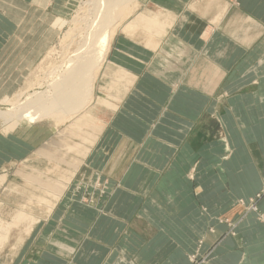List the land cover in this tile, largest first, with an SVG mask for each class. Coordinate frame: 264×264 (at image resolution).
I'll list each match as a JSON object with an SVG mask.
<instances>
[{"label": "rangeland", "instance_id": "rangeland-1", "mask_svg": "<svg viewBox=\"0 0 264 264\" xmlns=\"http://www.w3.org/2000/svg\"><path fill=\"white\" fill-rule=\"evenodd\" d=\"M211 1L190 5L217 15L230 0ZM145 2L137 1V10L143 11ZM83 4L0 0V111L12 113L26 95L43 91L49 72L71 56L76 40L73 47L66 33L79 39ZM182 6L176 4V10ZM245 19L238 16L230 30H249L254 45H264L259 26ZM105 67L95 82L94 102L75 117L89 115L82 128L68 117L13 128L0 120V221L11 223L22 206L39 217L28 233L26 223L8 230L0 264H264V131L232 130L238 125L229 115L210 112L192 132L155 130L157 116L147 108L120 116L123 102H113L118 112L96 104L105 99ZM205 70L208 77L216 75L212 67ZM255 70L249 68L250 75ZM236 119L246 123L244 116ZM259 119L264 122L263 115ZM64 142L82 164L48 215L29 201L40 194L34 188H46L55 164L69 163L60 153Z\"/></svg>", "mask_w": 264, "mask_h": 264}, {"label": "crops", "instance_id": "crops-1", "mask_svg": "<svg viewBox=\"0 0 264 264\" xmlns=\"http://www.w3.org/2000/svg\"><path fill=\"white\" fill-rule=\"evenodd\" d=\"M235 2L237 7L233 0L227 3L226 15H206L208 7L197 11L191 0H146L144 9L149 4L158 9L150 11L157 15H146L152 21L150 31L142 26L131 33L119 30L106 59L128 78L120 116L147 108L157 116L155 130L192 132L210 112L229 115L238 125L232 130L264 131L259 119L264 117V45H254L257 39L250 38L249 30L240 34L230 27L238 16L246 17L245 22L259 26L264 35V0ZM176 4L183 5L181 12ZM206 67L216 69V75L208 77ZM249 68L256 69V75H250ZM0 178L1 185L4 176Z\"/></svg>", "mask_w": 264, "mask_h": 264}, {"label": "bare ground", "instance_id": "bare-ground-1", "mask_svg": "<svg viewBox=\"0 0 264 264\" xmlns=\"http://www.w3.org/2000/svg\"><path fill=\"white\" fill-rule=\"evenodd\" d=\"M74 1L76 3L79 0H74ZM83 1H84L83 8L85 9L86 19H80L82 21L85 20V22L83 21L84 27H82L80 23L77 22L79 24V26L78 24L77 26L81 28L78 36L79 39L74 38L75 36L72 35L73 34L72 31L68 30L70 34L66 33V36L69 38L68 40H70L69 44L72 45L74 43V40H76L75 42L77 45L76 48L75 49L73 48L74 47L73 44L72 48L74 49V51L70 53L67 50H70L71 48L69 49L68 45L66 46V48L68 49H66L67 53L65 56H70V55L71 56L68 59L64 56H60L62 58L64 57L66 60H64L63 58L61 59L63 61L60 60L62 62V63L60 62L61 63L60 65L59 62H57L59 66L56 67L53 66L54 67L53 70L49 72L48 74L49 76L45 78V79L48 78V80L43 83L45 84L42 86L44 87L43 91H34L33 93L26 95V97L23 98L22 102L18 100L21 103H18L16 108L14 107L12 108L13 110L12 113L10 111H0V120L6 122L7 124L11 123L9 128H13L14 126L16 127V125L19 123H26V125H31L32 122L45 118L48 119L54 118L58 122L61 121L63 117L73 118L72 122L74 124L80 125L82 128L83 125L90 120L89 115L86 114L80 118H75V117L77 114H82L83 112H86L87 108L94 102L93 94L95 91V82L96 79L98 78V73L100 72L101 67L104 65L106 67L104 68L101 77L104 80H107L108 85L105 89L106 90L104 94L105 99H98L96 104L100 105L99 107L103 106L108 108L109 109L108 111H113V112L118 111L119 104L115 105L113 102L120 103L122 101L126 91L128 90L127 88L128 78L125 75L126 73H123L114 66L107 64L106 59L109 52L110 44L119 30H122L123 32L131 33L134 32L135 29L142 26V30L144 29L147 32H149L152 26V21L151 18L147 17L146 15H157V14H151L150 12L151 10H149L148 8L143 9V11L137 10L138 7L136 6V2L137 1L145 2L146 0H83ZM211 2L215 4L217 0H212ZM228 7H229L228 4L227 6H224L220 11H218V15H226V13L229 10ZM81 8L82 7L80 8L78 7V9L80 10ZM80 10L78 11V14H83V13H79L81 12ZM126 13H131V15L126 16L125 15ZM86 15H88V17ZM80 16L78 17V15L75 12L76 18H81ZM124 16H126V18L123 19ZM133 16H135V19L131 21V18H133ZM75 17L73 18L74 20ZM76 21L78 20L76 19ZM60 22L61 21H59V23ZM74 22L72 24H74ZM218 22L219 20H215L214 24H217ZM81 24L83 23L81 22ZM74 25L71 30L75 28L77 29L76 26L74 28ZM162 29H165V26H163ZM76 32L77 34H75V32L74 34L78 35V31ZM63 37H65V35H63ZM64 40L65 38L63 39V43L68 42ZM60 49H61L60 52L63 51L65 49V46L63 50L62 48ZM66 51L64 50V53ZM53 52L54 51H52V53ZM68 53H70V55H67ZM59 55L56 56L59 57ZM52 57L54 58V56ZM57 60L59 61V59ZM47 61H45V63ZM49 66L48 67L46 66L47 70ZM42 68L44 69V67ZM50 69H52V67H50ZM42 75H40V77ZM45 76H47V74L45 75L44 73L43 77ZM40 77H38V79H40ZM42 82L43 81H40L41 84ZM42 87H38V89ZM28 91L30 90L28 89ZM110 99L111 102L109 101ZM12 116H14L15 118ZM97 135L98 138L95 141L96 144L101 135V131H98ZM62 139L63 138H61L60 140L61 143H62ZM63 140L65 141V139ZM64 145L65 142L61 146L60 153L62 158L69 161V163H65L64 165V162H62L60 167L59 164H55L54 168L48 171V173L53 176L52 179L48 181L49 186L47 183L46 188H40V187L34 188L40 194L38 196L37 195L32 196V198H30V201L28 200L29 202H32L34 200L37 206L44 207L45 213H47L48 215H50L53 212L55 206L58 204V202L61 200L64 193L66 192L68 185L75 178V175L79 170V166L82 164V161H80L77 157L72 158L73 156L72 148L70 147L66 148L65 147L66 145L65 146ZM85 156L86 154H83V157ZM68 157L72 159H69ZM65 166L66 169H64ZM42 176H44L43 173ZM1 181L2 179L0 178V182ZM21 209L22 210H18L14 214L11 223H4L0 221V243L5 242L8 235L7 232L11 227H15L19 224L26 223V230H27L26 233H28L31 226L34 223H37V221H39V217L27 213V211L24 209L23 206L21 207Z\"/></svg>", "mask_w": 264, "mask_h": 264}]
</instances>
